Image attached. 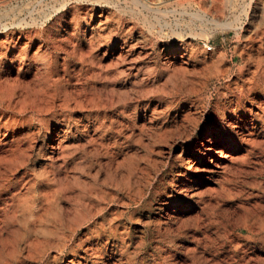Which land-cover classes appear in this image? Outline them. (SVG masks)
Segmentation results:
<instances>
[{
  "label": "rangeland",
  "instance_id": "374dc122",
  "mask_svg": "<svg viewBox=\"0 0 264 264\" xmlns=\"http://www.w3.org/2000/svg\"><path fill=\"white\" fill-rule=\"evenodd\" d=\"M0 264H264V0H0Z\"/></svg>",
  "mask_w": 264,
  "mask_h": 264
},
{
  "label": "bare ground",
  "instance_id": "6f19581e",
  "mask_svg": "<svg viewBox=\"0 0 264 264\" xmlns=\"http://www.w3.org/2000/svg\"><path fill=\"white\" fill-rule=\"evenodd\" d=\"M253 2V1H252ZM246 3H248V2H246ZM250 3V2H249ZM232 5H233V3H232ZM152 8V7H151ZM244 8V7H243ZM150 9V8H149ZM153 9V8H152ZM245 9H247V8H245ZM232 10V9H231ZM192 15H194V14H192ZM202 15V14H201ZM207 15V14H206ZM195 16V15H194ZM209 16V15H208ZM50 18V17H49ZM195 18V17H194ZM207 18V17H206ZM205 18V19H206ZM203 19V18H202ZM213 20V19H212ZM221 20V19H220ZM218 21V20H217ZM27 22V21H26ZM213 22V21H212ZM214 25H217V26H219V27H222V28H224V26H227L228 27V25H229V22L228 23H217V24H214ZM160 26H162V25H160ZM165 27V26H164ZM233 29V28H232ZM205 44V43H204ZM191 132H193V131H191ZM59 140V139H58ZM206 141V140H205ZM207 147H209V146H207ZM56 148H58V147H56ZM199 153V152H198ZM228 153V152H227ZM222 155H221V157H220V159H223L224 158V153H221ZM202 155V154H201ZM167 156V155H166ZM226 156V155H225ZM199 157V156H198ZM225 160V159H224ZM221 162V161H220ZM214 165V164H213ZM207 168H208V166H207ZM215 169V168H214ZM216 171V170H215ZM203 173V172H202ZM216 175V174H215ZM207 186V185H206Z\"/></svg>",
  "mask_w": 264,
  "mask_h": 264
}]
</instances>
